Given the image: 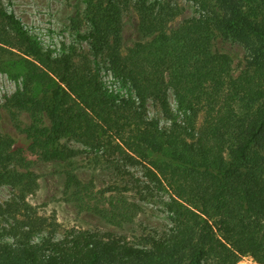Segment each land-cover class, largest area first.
I'll use <instances>...</instances> for the list:
<instances>
[{
  "label": "trees",
  "instance_id": "trees-1",
  "mask_svg": "<svg viewBox=\"0 0 264 264\" xmlns=\"http://www.w3.org/2000/svg\"><path fill=\"white\" fill-rule=\"evenodd\" d=\"M190 1L193 13L174 26L175 1L84 0L77 37L94 55L109 51L112 76L129 94L110 90L85 54L77 62L74 47L44 48L0 5V70L20 80L3 104L16 135L2 129L0 108V186L15 189L0 202V264H237L242 255L264 264V0ZM129 7L145 39L122 54ZM226 39L245 51L238 71L220 49ZM66 137L120 165L141 163L168 190L166 230L134 241L56 235L26 199L38 186L36 160L62 162V198L106 223L122 227L141 208L124 187L94 191L81 180Z\"/></svg>",
  "mask_w": 264,
  "mask_h": 264
},
{
  "label": "rangeland",
  "instance_id": "rangeland-1",
  "mask_svg": "<svg viewBox=\"0 0 264 264\" xmlns=\"http://www.w3.org/2000/svg\"><path fill=\"white\" fill-rule=\"evenodd\" d=\"M182 8L179 16L172 22L176 26L180 20L193 13L190 0H171ZM0 5L13 11L21 20L27 31L53 54L75 48L76 61L81 55H86L92 61V67L97 70L103 83L112 91L129 94V90L119 88V83L113 78L108 67L109 51L98 55L90 52L89 45L78 39L76 23L80 20V31L85 28L86 20L83 15L84 0H0ZM139 30V17L137 12L129 7L122 12L121 44L122 54L138 40H143ZM220 49L232 53L234 69L238 71L244 67L245 51L241 45L230 40H222ZM20 84L18 78L14 79L7 71L0 70V108H2L1 127L16 135L12 120L3 111L6 97L10 96ZM172 107L176 104L172 95H169ZM149 113L161 118L156 108L149 104ZM203 113L199 114L198 123L202 120ZM165 122L164 120L161 121ZM67 145L78 149L73 158L75 172L83 181L93 182L94 191L104 189L110 185L118 186L129 199L140 204L139 214L133 222L116 227L104 222L97 215L88 211H80L72 202L62 198L63 163L59 161L36 160L34 171L38 175V186L35 191L27 195V201L33 206L38 215L47 218L54 224L58 236L80 231L112 232L124 235L134 241L139 235L149 234L157 236L165 231L169 222L163 200L168 197L167 189H159L153 181L145 176V167L141 163L133 165H120L112 162L116 156H111L103 149H92L79 140L66 137L62 140ZM15 193L10 186H0V202H3ZM109 193V192H108ZM5 223L0 217V226ZM237 264H258L249 255H242Z\"/></svg>",
  "mask_w": 264,
  "mask_h": 264
}]
</instances>
